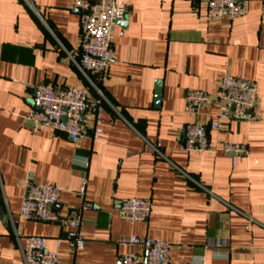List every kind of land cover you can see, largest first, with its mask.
Wrapping results in <instances>:
<instances>
[{"label": "crops", "instance_id": "obj_1", "mask_svg": "<svg viewBox=\"0 0 264 264\" xmlns=\"http://www.w3.org/2000/svg\"><path fill=\"white\" fill-rule=\"evenodd\" d=\"M75 1L0 0V264H24L28 236L44 237L51 251L62 239L61 264H122L123 255L143 254L120 244L131 236L167 240L171 264H264V0H238L247 13L234 22L209 20L194 0H119L130 10L117 23L105 81L73 61L81 57L80 14L68 9ZM224 75L258 84L260 120L209 133L211 148L248 147L235 165L221 152L184 150L185 127L218 114L216 103L187 113V93L215 96ZM37 85L76 87L90 99L98 87L107 99L100 139L90 116L77 143L35 127ZM29 177L62 189L61 217L79 212L82 250L67 241L69 227L20 219ZM126 198L150 200V219L124 220Z\"/></svg>", "mask_w": 264, "mask_h": 264}, {"label": "built area", "instance_id": "obj_2", "mask_svg": "<svg viewBox=\"0 0 264 264\" xmlns=\"http://www.w3.org/2000/svg\"><path fill=\"white\" fill-rule=\"evenodd\" d=\"M202 3L209 20L234 22L243 18L247 8L238 0H194ZM71 11L80 14L81 57L74 63L85 75L94 74L102 81L107 79L109 65L115 59L113 42L117 35V23L124 19L130 6L119 0H77L68 6ZM125 32L121 31L120 36ZM96 97L90 99L85 90L76 87L55 89L37 85L32 97V108L28 120L35 127H44L64 133L70 142L77 143L84 137L83 126L90 116L93 138L100 139L102 133V115L107 99L103 92L92 85ZM258 84L255 81L224 75L219 91L215 96L204 91H189L186 95V112L197 115L201 108L216 103L217 121L208 125L192 123L185 127L184 150L187 153L221 152L231 158L235 165L239 159L248 156L246 145L221 143L217 148L210 147V131L220 130L222 124L232 121L253 122L261 118L257 106ZM154 152L161 155V146H152ZM2 183L0 179V190ZM25 195L20 209V219L25 221L58 224L69 227L66 239L76 250L85 247L86 240L82 231V220L78 211H73L66 218L55 210L60 203L62 189L54 185H44L29 177L25 181ZM85 189L79 192L84 197ZM124 220L137 223L147 222L152 212L151 201L141 198H126L118 202ZM46 239L40 236H28L21 245L24 264H61L59 250L62 239H56V249L48 250ZM120 244L129 247L139 246L143 254L128 253L121 258L122 264H171V244L165 239L149 237H123Z\"/></svg>", "mask_w": 264, "mask_h": 264}, {"label": "water", "instance_id": "obj_3", "mask_svg": "<svg viewBox=\"0 0 264 264\" xmlns=\"http://www.w3.org/2000/svg\"><path fill=\"white\" fill-rule=\"evenodd\" d=\"M157 91L160 94L161 93V88L159 87ZM157 104H159V99H157Z\"/></svg>", "mask_w": 264, "mask_h": 264}]
</instances>
